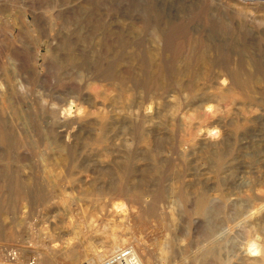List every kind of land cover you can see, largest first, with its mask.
Returning a JSON list of instances; mask_svg holds the SVG:
<instances>
[{
	"label": "rangeland",
	"instance_id": "1",
	"mask_svg": "<svg viewBox=\"0 0 264 264\" xmlns=\"http://www.w3.org/2000/svg\"><path fill=\"white\" fill-rule=\"evenodd\" d=\"M250 241L264 0H0V264H264Z\"/></svg>",
	"mask_w": 264,
	"mask_h": 264
},
{
	"label": "built area",
	"instance_id": "2",
	"mask_svg": "<svg viewBox=\"0 0 264 264\" xmlns=\"http://www.w3.org/2000/svg\"><path fill=\"white\" fill-rule=\"evenodd\" d=\"M7 256L10 260H14L16 252L10 251ZM29 264H33V261H29ZM100 264H143V262L139 258L134 246L128 244L106 254Z\"/></svg>",
	"mask_w": 264,
	"mask_h": 264
},
{
	"label": "bare ground",
	"instance_id": "3",
	"mask_svg": "<svg viewBox=\"0 0 264 264\" xmlns=\"http://www.w3.org/2000/svg\"><path fill=\"white\" fill-rule=\"evenodd\" d=\"M119 206V205H118ZM118 209V208H117ZM120 248L119 246H115V248ZM114 248V249H115ZM247 253L249 254V256H251V259L254 261H257L258 259H262L264 258V247L262 245H260L258 242L256 241H250L247 244ZM137 252V249H136ZM102 256V254H100V252H96L94 253L87 261V264H95L98 260H100V257ZM138 256L140 257V255L138 254ZM141 259V257H140ZM142 260V259H141ZM143 262V261H142ZM144 264V262H143Z\"/></svg>",
	"mask_w": 264,
	"mask_h": 264
}]
</instances>
